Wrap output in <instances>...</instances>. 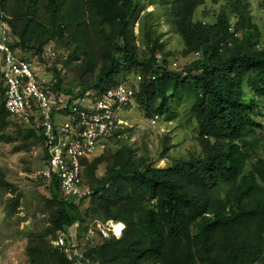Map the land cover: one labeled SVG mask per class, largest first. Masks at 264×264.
<instances>
[{"label": "trees", "instance_id": "1", "mask_svg": "<svg viewBox=\"0 0 264 264\" xmlns=\"http://www.w3.org/2000/svg\"><path fill=\"white\" fill-rule=\"evenodd\" d=\"M207 1L222 0L167 1L182 56H196L178 68L155 34V13L135 16L152 0H0L14 52L43 59L68 101L141 75L135 99L148 121L178 116L177 101H187L197 128L185 154L173 155L171 137L163 136L161 167L121 140L123 129L114 132L116 149L82 161V183L94 194L78 204L62 198L55 176L43 177L49 192L37 193L42 218L35 230L21 232L26 264H73L51 241L75 222L91 264H264V44L247 1L224 0L228 9L216 18H196ZM260 6L264 12V0ZM0 95V135L14 126L24 147L45 146L42 132L9 119L1 81ZM9 186L0 173V192ZM20 195L8 199L9 215L17 214ZM94 219L123 222L121 237L86 240Z\"/></svg>", "mask_w": 264, "mask_h": 264}, {"label": "built area", "instance_id": "2", "mask_svg": "<svg viewBox=\"0 0 264 264\" xmlns=\"http://www.w3.org/2000/svg\"><path fill=\"white\" fill-rule=\"evenodd\" d=\"M12 42L10 26L0 17L4 107L18 123L42 132L48 164L39 173L46 179L55 176L62 198L78 204L94 194L92 188L82 183V161L100 152L104 142L127 125L122 117L138 107L135 94L141 75L135 77L133 85L120 83L101 94L88 90L70 102L64 92L55 89L53 78H41L32 60L20 58L14 52ZM55 56L54 51L47 53L49 60ZM158 119L155 115L150 124H156ZM118 225L122 226L120 233L116 230ZM79 227L80 223L75 222L59 231L51 244L60 248L73 264H91L85 257L88 247L78 241ZM123 230L120 222L94 219L88 224L85 239L95 234L102 239L119 238Z\"/></svg>", "mask_w": 264, "mask_h": 264}, {"label": "rangeland", "instance_id": "3", "mask_svg": "<svg viewBox=\"0 0 264 264\" xmlns=\"http://www.w3.org/2000/svg\"><path fill=\"white\" fill-rule=\"evenodd\" d=\"M152 1L154 3L153 6L148 5L146 2L138 5L135 16L140 17L144 12L148 11L155 13L151 18V22L154 25L156 36L159 37L160 42L164 46L165 53H171L168 64L173 66L175 62L178 68H182L196 56L183 57L181 54L183 49L181 38L173 31L171 16L167 13V1L171 0ZM160 1L163 2L160 4ZM245 1L248 2L251 23L256 25L261 42L264 44V12L260 6L263 0ZM227 7L224 0L217 4L207 1L198 8L195 17L208 21L209 18H216L222 10L228 9ZM229 20L233 25L234 18L230 17ZM138 24V22L133 24L135 35H138ZM52 49L55 50L53 44L47 46V53L53 51ZM57 53V57L64 56V54L60 55L59 52ZM32 61L41 78H53V72L44 65L43 62L45 61L43 59L34 57ZM64 72V75L68 74L66 69ZM135 77L136 75L132 74L127 78H120L115 81L117 84L128 83L133 85ZM1 102L0 95V105ZM177 102L178 104L175 107L177 108L178 116H175L176 114L174 113L170 115L172 118H169V120L166 116H160V119L154 125H150L144 112L138 107L133 108L130 113L125 112L122 118L127 121V125L120 129H123L120 139H127L128 143L139 154L146 155L147 159L155 161V164L160 167L165 166L167 163L166 160L161 159V142L165 134L171 137V144L175 145L173 155L185 154L186 149L193 145V138H195L197 128L195 120L187 112L189 103L187 101ZM9 119L13 121L12 116H9ZM262 123H264V120ZM2 134L8 139L0 138V173L5 181L10 184V189L0 192V264H26V240L21 239V232L35 230L37 219L42 218V211L37 206L39 201L37 193L47 194L49 192L48 184L39 182L43 178L39 172L43 170L45 163L43 146L31 145L24 147V139L22 136L19 137L17 127L15 128L14 126L5 130ZM104 145L105 147L101 151L106 148L114 150L118 147L115 139H107ZM103 173L104 165H100L96 174L101 177ZM13 188L14 190H12ZM17 194L22 195H20L19 205L16 208L17 214L9 215L6 206L9 208L11 204L8 199L14 198ZM69 202L72 203V200ZM33 212L36 213L35 217L32 215Z\"/></svg>", "mask_w": 264, "mask_h": 264}, {"label": "bare ground", "instance_id": "4", "mask_svg": "<svg viewBox=\"0 0 264 264\" xmlns=\"http://www.w3.org/2000/svg\"><path fill=\"white\" fill-rule=\"evenodd\" d=\"M121 228H122V226H121V225H118V226L116 227L117 233H120V231H121Z\"/></svg>", "mask_w": 264, "mask_h": 264}, {"label": "crops", "instance_id": "5", "mask_svg": "<svg viewBox=\"0 0 264 264\" xmlns=\"http://www.w3.org/2000/svg\"><path fill=\"white\" fill-rule=\"evenodd\" d=\"M43 153H44V157L46 156L47 157V155H46V153H45V146L43 145ZM48 158V157H47ZM44 162H45V160H44ZM45 164H47V162L45 163ZM45 167V166H44Z\"/></svg>", "mask_w": 264, "mask_h": 264}, {"label": "clouds", "instance_id": "6", "mask_svg": "<svg viewBox=\"0 0 264 264\" xmlns=\"http://www.w3.org/2000/svg\"><path fill=\"white\" fill-rule=\"evenodd\" d=\"M139 108V107H138ZM151 120V119H150ZM150 120H149V122H150ZM151 125V124H150ZM112 221H114V220H112ZM114 222H120V221H114ZM120 223H122L123 225H124V223L123 222H120ZM124 228H125V225H124ZM121 237V236H120ZM119 237V238H120ZM118 239V238H117Z\"/></svg>", "mask_w": 264, "mask_h": 264}]
</instances>
